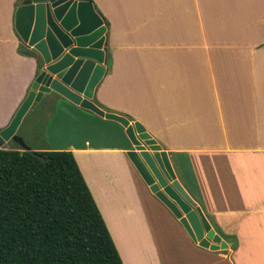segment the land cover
Listing matches in <instances>:
<instances>
[{
	"label": "crops",
	"instance_id": "obj_1",
	"mask_svg": "<svg viewBox=\"0 0 264 264\" xmlns=\"http://www.w3.org/2000/svg\"><path fill=\"white\" fill-rule=\"evenodd\" d=\"M13 2L0 9V128L37 70L35 57L17 50ZM93 3L108 23L112 60L93 98L142 124L215 233L237 246L193 242L128 158L118 122L64 99L43 101L44 142L31 150L72 152L125 264H175L155 244L160 218L201 255L198 264H264V0Z\"/></svg>",
	"mask_w": 264,
	"mask_h": 264
},
{
	"label": "water",
	"instance_id": "obj_2",
	"mask_svg": "<svg viewBox=\"0 0 264 264\" xmlns=\"http://www.w3.org/2000/svg\"><path fill=\"white\" fill-rule=\"evenodd\" d=\"M14 30L28 50L27 56L35 54L38 63L27 95L9 123L0 128V147L12 141L21 150H31L17 129L33 103L64 99L91 110L125 128L132 146L126 152L128 158L150 192L179 220L193 242L209 250L231 246L215 233L176 178L167 152L142 124L93 102L95 87L112 60L107 54L105 24L89 0H21L14 11Z\"/></svg>",
	"mask_w": 264,
	"mask_h": 264
},
{
	"label": "trees",
	"instance_id": "obj_3",
	"mask_svg": "<svg viewBox=\"0 0 264 264\" xmlns=\"http://www.w3.org/2000/svg\"><path fill=\"white\" fill-rule=\"evenodd\" d=\"M0 264H123L72 152L0 147Z\"/></svg>",
	"mask_w": 264,
	"mask_h": 264
},
{
	"label": "rangeland",
	"instance_id": "obj_4",
	"mask_svg": "<svg viewBox=\"0 0 264 264\" xmlns=\"http://www.w3.org/2000/svg\"><path fill=\"white\" fill-rule=\"evenodd\" d=\"M15 5L18 0H13ZM10 4V0H0V9L7 7ZM17 5V4H16ZM15 5V6H16ZM37 105L33 108L29 109L24 117L21 120V123L17 129V134L20 135L24 142L33 148H39L43 145V126L47 121V114L49 109H43L44 103L43 101L36 103ZM43 110V112H42ZM1 147L4 148H16L20 149V147L16 146L12 141L4 142ZM164 222V223H163ZM173 227L166 219H159V231L154 232L155 244L160 247H164L163 255H167L169 253L170 257H172L173 262L175 264H198L201 260V255L195 250L189 251L188 246H184L173 234ZM113 241L115 240L117 243L120 242V237L116 234L112 236ZM164 241V242H163ZM230 241V240H229ZM168 247H165V245ZM186 245V243H185ZM171 247V248H170ZM118 250V249H117ZM121 251V249H120ZM122 252V251H121ZM124 257V254H123ZM121 260L124 263V258L121 257ZM126 264H131V260ZM133 264V262H132Z\"/></svg>",
	"mask_w": 264,
	"mask_h": 264
}]
</instances>
